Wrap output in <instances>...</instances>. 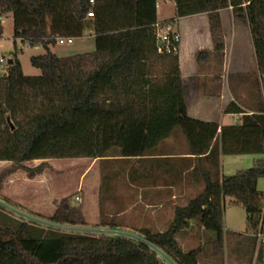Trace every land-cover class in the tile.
Instances as JSON below:
<instances>
[{
    "label": "trees",
    "instance_id": "16d2710c",
    "mask_svg": "<svg viewBox=\"0 0 264 264\" xmlns=\"http://www.w3.org/2000/svg\"><path fill=\"white\" fill-rule=\"evenodd\" d=\"M73 18H91L93 52L58 57L55 43L42 28L20 30L21 42L44 53L31 56L37 77L23 74L17 53L0 73V162H10L29 178L41 174L49 159H106L118 147L124 157L144 156L174 128H179L191 155L210 151L212 164L200 168L204 188L185 207L177 208L163 233L141 234L174 264H200L202 247L184 252L175 236L194 220L215 235L213 255L223 254V208L240 207L254 235L264 212V160L234 175L219 178V155L264 154V104L244 115L240 125L221 128L219 148L212 147L217 126L190 119L184 105L176 55L158 56L154 25L157 0H64ZM93 2V5L90 2ZM176 18L212 15L231 10L234 23L246 27L255 51L260 87L264 91V0H173ZM54 0H0V19L22 13L40 20ZM92 12L93 17H88ZM211 20V19H210ZM213 23V19H212ZM3 27L0 22V37ZM165 66L157 78L154 66ZM258 82V81H257ZM259 87V84L257 83ZM228 107L227 113H243ZM13 126V130L10 126ZM42 161L34 169L23 163ZM109 181L100 176V192ZM51 222L84 226L80 207L61 200L48 217ZM99 224L104 219L100 213ZM253 245L255 246L256 239ZM254 249V248H253ZM0 264H164L147 246L126 238L64 233L14 219L0 208Z\"/></svg>",
    "mask_w": 264,
    "mask_h": 264
},
{
    "label": "crops",
    "instance_id": "0c3cea01",
    "mask_svg": "<svg viewBox=\"0 0 264 264\" xmlns=\"http://www.w3.org/2000/svg\"><path fill=\"white\" fill-rule=\"evenodd\" d=\"M171 1L173 2V0ZM60 3L58 2L59 7L61 6L58 9L60 13H63L66 6L71 5V2L64 0H60ZM173 5L175 9L174 2ZM55 6L54 2L51 9H54ZM224 13L230 15L231 12L227 9L218 11L212 17L209 14H198L184 18H176L175 15L173 19H159L156 8L157 22L173 21L176 32L181 34L182 40L176 56L184 90L183 99L186 114L192 120L212 123L217 126L211 148L216 146L219 148L221 128L240 125L244 115L256 114L260 104H264V91L260 87V75L257 71L250 32L246 27L240 25H224ZM87 19L83 22H76L72 14L70 26L75 31L82 32ZM202 20L209 23L207 32H204L198 24ZM31 28H42L50 37L57 38L52 30L46 27ZM92 28L94 34L93 25ZM234 29L241 32L247 30L246 34H241L242 38L241 36L236 37L240 43L246 44L245 48L248 53L245 55L240 53L239 48L235 46L237 39L232 40L234 35L231 36V39L229 38L230 30L234 32ZM18 37L20 39V34ZM49 50L52 52V46H49ZM17 59L24 74L18 55ZM158 67L162 72L166 71L165 66ZM228 107H231V111L236 107L243 113H227ZM210 151L204 156L191 155L182 131L179 128H174L144 156L127 158L118 153V155L108 156L106 159L92 160L93 164L96 163L98 166L99 185L95 218L88 220L84 216L86 224L114 229L123 228L138 234H141L143 230L151 233L165 232L173 221L175 210L185 207L190 200L202 192L204 184L200 168L211 166ZM258 155L263 157L259 160H264V154ZM245 156L219 155V178L227 176L224 173V163L227 157L241 158ZM102 174L109 179L103 189V201L100 192V176ZM118 186L125 192L126 206L122 203L123 195L120 199L116 196ZM110 203L121 205L125 210L107 212L106 209L110 208ZM100 213L105 223L103 226L99 224ZM124 214H126L125 223L122 221ZM193 224L198 227L197 223L191 220L188 227L178 232L176 236L190 229ZM199 230L202 231L201 228ZM263 248L255 243L252 264L258 262L257 258ZM258 264L260 263L258 262Z\"/></svg>",
    "mask_w": 264,
    "mask_h": 264
},
{
    "label": "rangeland",
    "instance_id": "374dc122",
    "mask_svg": "<svg viewBox=\"0 0 264 264\" xmlns=\"http://www.w3.org/2000/svg\"><path fill=\"white\" fill-rule=\"evenodd\" d=\"M54 2L56 5L55 8L45 11L40 20H35L22 13L10 14L0 19L3 27V33L0 37V58L4 60V62L0 64V70H6L7 60L11 59L13 53L16 52L22 63L25 76L37 77L40 75L39 70L31 67L29 58L31 56L42 55L44 50L42 47L30 49L26 43L21 42V38L19 39L18 37L21 28L43 26L51 29L52 33L57 36V38H70L72 40L71 44L59 45L55 42L52 46V52L58 57L70 56L71 54L90 53L93 51L95 43L91 18L87 19L83 31L77 32L70 26L72 6H66L63 13H60L58 11V9L61 8L58 4L60 0H54ZM60 5L63 4L60 3ZM156 8L158 10L159 19H173L175 17V9L171 0L165 2L159 0ZM229 12H231V10H229ZM223 18L224 25H238L233 22L231 13L230 15L224 13ZM170 22H172V26L176 30L174 22ZM198 24L204 32H207V25H209L208 21L202 20L199 21ZM177 33L180 35L181 43V34L180 32ZM244 33L246 34L247 30L244 32L237 29H234V32L230 30L229 38L231 39V36L234 35L232 40H236L237 36H241V34ZM55 39L56 38H54V40ZM235 46L239 48L240 53L244 55L248 53L245 48L246 44L240 43L239 39L236 40ZM158 66L155 67L154 71L157 78L161 75V68ZM118 153H120V149L118 147H113L107 150L106 156H116ZM120 155L122 156L121 153ZM261 158L263 157L259 155H246L241 158L227 157L224 163V173L227 176H231L238 170L241 171L252 168L257 160ZM44 162L47 168L41 174L33 178H29L22 169H13L11 172L13 165L10 162H0V200L4 205L44 221H49L48 217L51 215L56 205L61 200H66L73 206L80 207L83 216H86L88 220L94 219L99 185L97 164H93L92 160L89 159H49ZM41 163L42 161H31L23 163L22 166L27 169H34ZM117 189L116 196L120 199L123 195L124 201L122 203L126 206L125 192L120 190L119 186ZM257 190L259 192L264 191V179L258 181ZM75 197L80 198L81 202L79 204H75ZM110 204V208L108 207V210L106 209L107 212L113 213L125 210V208L122 209L121 205L118 206L116 203ZM0 208L14 219H20L13 215V213L8 212L4 206ZM125 215L126 214L123 215L122 219L124 223L126 222ZM99 228L101 227L91 224L76 226L80 234H90L93 236L95 234H101L98 233L99 230L96 232L94 231ZM116 229L119 231L121 230L120 232L122 233L138 234L123 228ZM199 229L200 228L193 224L190 229L176 236L175 240L180 249L184 252L202 247V253L199 257L200 264H252L254 239L252 238L253 234L247 226L246 213L240 207L229 205V199H225L223 208V254L221 257L213 255V248L209 244L211 241H214L215 235L203 228L202 231ZM102 233H105V231H102ZM103 235L104 234H101V236ZM163 253L160 254V259L165 264H174L173 261ZM257 260L260 264H264V248L260 252ZM258 262L256 261L255 264H258Z\"/></svg>",
    "mask_w": 264,
    "mask_h": 264
},
{
    "label": "built area",
    "instance_id": "2783aa9c",
    "mask_svg": "<svg viewBox=\"0 0 264 264\" xmlns=\"http://www.w3.org/2000/svg\"><path fill=\"white\" fill-rule=\"evenodd\" d=\"M158 1L159 0L156 1V7L158 4ZM161 1L165 2L167 0H161ZM90 4L93 5V2L91 1ZM88 17H93L92 12L88 13ZM154 31H155L156 54L158 56L176 55L179 49V45H180V35L173 28L172 22H162V23L157 22L154 25ZM55 42L56 44L58 43L59 45L71 44L72 40L69 38H66V39L56 38ZM3 62L4 60L0 58V64H2ZM4 72L5 71L0 70V73H4ZM262 196L264 198V193H262ZM74 202L75 204H79L81 200L79 197H75ZM3 206L7 209L8 212L13 213V215H15L17 218H20L19 220L22 222H25V223H28V224H31V225H34L40 228H44V229L56 230V231H60L64 233L80 234L78 232V229H76V226L57 224V223L51 222L50 220L44 221L30 214H26L23 212H19L13 208H9L8 206L4 205V203L0 200V207H3ZM263 206H264V203H263ZM94 231L95 232L98 231V233L104 234L103 236L121 237V238L129 239L136 243H142L145 246H147L159 259H160V254L163 253L161 249H159L154 244L150 243L142 234L122 233L120 232L121 230L119 231L116 228L108 229L107 227H101L99 229H95ZM102 231L103 232L105 231V233H102ZM101 234L100 235L95 234L94 236L100 237ZM85 235H90V234H85ZM90 236H93V235H90ZM253 236L256 239L257 245L264 247V212H262L261 219L257 226L256 232Z\"/></svg>",
    "mask_w": 264,
    "mask_h": 264
},
{
    "label": "water",
    "instance_id": "95a60500",
    "mask_svg": "<svg viewBox=\"0 0 264 264\" xmlns=\"http://www.w3.org/2000/svg\"><path fill=\"white\" fill-rule=\"evenodd\" d=\"M12 61L10 59L7 60V65H11ZM10 129L13 130V126H10Z\"/></svg>",
    "mask_w": 264,
    "mask_h": 264
}]
</instances>
